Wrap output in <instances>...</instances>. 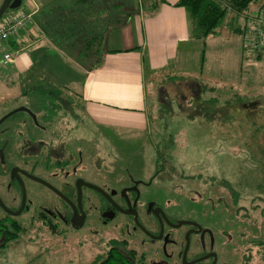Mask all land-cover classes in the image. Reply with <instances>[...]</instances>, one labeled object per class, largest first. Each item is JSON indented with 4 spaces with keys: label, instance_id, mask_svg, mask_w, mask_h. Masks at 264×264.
Returning a JSON list of instances; mask_svg holds the SVG:
<instances>
[{
    "label": "flooded vegetation",
    "instance_id": "obj_1",
    "mask_svg": "<svg viewBox=\"0 0 264 264\" xmlns=\"http://www.w3.org/2000/svg\"><path fill=\"white\" fill-rule=\"evenodd\" d=\"M63 92L30 80L4 82L0 90V257L39 224L56 233L86 228L105 246L98 264L112 251L130 264H264V182L253 208L183 214L160 187L163 167L122 165L116 151L107 161L92 151L102 169L84 163L90 141L75 137L81 122ZM86 171L101 173V183Z\"/></svg>",
    "mask_w": 264,
    "mask_h": 264
},
{
    "label": "rangeland",
    "instance_id": "obj_2",
    "mask_svg": "<svg viewBox=\"0 0 264 264\" xmlns=\"http://www.w3.org/2000/svg\"><path fill=\"white\" fill-rule=\"evenodd\" d=\"M51 1L56 4L67 0ZM108 1L121 2L124 12L127 5L136 6L147 0H126L130 5L124 0ZM263 2L254 3L249 14L239 15L260 12ZM32 5L31 0H22L20 7L27 9ZM88 10L91 14L98 12L94 8ZM239 15L229 12L218 29V34L230 37L213 38L207 47H203V40L196 39L188 52H181L174 64L155 76L148 89L147 131L108 130L88 120H84V132L81 127L74 128L79 129L75 137L90 141L83 147L89 152L84 163L102 169L104 164H99L100 160H110L116 151L115 160L122 165L132 167L131 163L144 161L149 169L163 167L160 176L166 182L160 187L166 186L171 202L181 204V213L186 215L205 216L214 208L255 207L259 203L255 198L264 182V53L249 52L253 56L246 60L247 54L238 42L245 20H239ZM101 20L94 24L101 26L104 19ZM88 30L84 33L89 34ZM203 54L207 62L202 60ZM39 59L40 63L33 62L23 79L35 81L42 79L44 73L46 81L64 86L62 91L69 89L66 98L72 102L74 112L82 113L76 94L79 86L74 85L80 77L63 66L65 62L70 66L73 59ZM13 60L14 55L10 63ZM3 69L0 90L2 81L8 79L2 76L8 69ZM16 91L11 89L9 93L12 96ZM92 151L100 160L94 162ZM89 171L85 175L90 177H86L100 184L97 178L101 173L92 178ZM217 200L228 206L218 207ZM38 226L28 227L20 242L0 257V264H98L96 255L106 250L96 238L85 235L86 228L64 231L58 227L60 232L56 233L44 225Z\"/></svg>",
    "mask_w": 264,
    "mask_h": 264
},
{
    "label": "crops",
    "instance_id": "obj_3",
    "mask_svg": "<svg viewBox=\"0 0 264 264\" xmlns=\"http://www.w3.org/2000/svg\"><path fill=\"white\" fill-rule=\"evenodd\" d=\"M31 1L32 7L25 8L33 13L31 20L16 39L5 43L0 50L14 55L12 63L3 66L0 63L2 72L3 68L8 69L2 74L8 78L4 82L24 80L33 62L40 63L38 58L69 56L73 62L70 66L63 62L65 70L80 77L74 85L79 86L76 94L82 113L77 111L75 114L81 125H75V128L81 127L84 132L87 127L84 120H88L108 130L147 131L150 83L157 74L174 64L181 52H188L196 40L190 35L184 8L175 5L178 0H147L136 6H128V1L124 0L127 5L124 12L119 7H112L121 2L105 0L104 4L97 3V10L110 3L113 11L108 15L91 14L87 4L76 0L56 4L51 0ZM252 7L255 6L251 4L249 8ZM99 19H104L101 26L97 22L94 24ZM122 20L124 22L117 23ZM87 28L89 34L84 33ZM99 33H103L102 61L88 69L86 62L79 59L85 49L83 42ZM242 34L241 28L238 42L243 50ZM219 36L231 35H209L203 40V47ZM245 54L246 60L253 56L248 52ZM202 56L207 62L204 54ZM52 83L58 90L65 88ZM64 92L70 93L69 89Z\"/></svg>",
    "mask_w": 264,
    "mask_h": 264
},
{
    "label": "trees",
    "instance_id": "obj_4",
    "mask_svg": "<svg viewBox=\"0 0 264 264\" xmlns=\"http://www.w3.org/2000/svg\"><path fill=\"white\" fill-rule=\"evenodd\" d=\"M76 1L87 4V11H89L88 9H93V8L97 9L98 6L97 3L99 4L103 2L104 4L105 0H76ZM260 1L262 0H178L175 5L184 8L189 21V29H190L191 37L193 39L204 40L209 35L217 34L219 27L222 25L223 20L225 19V17L229 12L232 11L233 13L238 15L241 14L242 12H244L245 14H249L250 13V12L248 13L249 6L251 4L258 3ZM105 3L107 4V2ZM112 7L114 8L119 7L122 10L124 9L122 4L113 5ZM261 8L264 9V2ZM112 10L113 9L110 7V3H108L107 5H105L103 9H98L96 11H98L97 13H99L100 15L104 14L105 12H106L105 14L108 15ZM240 19L241 20L243 19L244 22L245 20L244 14L239 17V20ZM122 22H124V20L119 21L117 23H122ZM83 44H85V49L83 51L82 56L79 59L86 62V67L88 69L100 65L102 61V53L104 52L103 33L95 34L88 40L86 39L83 42ZM3 48L4 46L1 47L0 50ZM106 50L108 51V48H106L105 51ZM1 54L3 53L1 52ZM42 77L44 78V80L43 78L42 79L40 78V79H36L35 81L48 82L45 80V78L47 77L44 73L42 74ZM99 264H130V262L124 256L112 251V253H110L108 257L104 261H101Z\"/></svg>",
    "mask_w": 264,
    "mask_h": 264
},
{
    "label": "built area",
    "instance_id": "obj_5",
    "mask_svg": "<svg viewBox=\"0 0 264 264\" xmlns=\"http://www.w3.org/2000/svg\"><path fill=\"white\" fill-rule=\"evenodd\" d=\"M32 15V12L19 7L8 9L0 17V48L9 40L16 39L19 36L31 20ZM245 18L242 34L243 50L248 53H264V9L256 14L247 15ZM12 57L13 54L11 52H4L0 63L7 65L12 61Z\"/></svg>",
    "mask_w": 264,
    "mask_h": 264
},
{
    "label": "water",
    "instance_id": "obj_6",
    "mask_svg": "<svg viewBox=\"0 0 264 264\" xmlns=\"http://www.w3.org/2000/svg\"><path fill=\"white\" fill-rule=\"evenodd\" d=\"M22 0H3L0 6V17L3 15L6 9H16L19 8Z\"/></svg>",
    "mask_w": 264,
    "mask_h": 264
}]
</instances>
